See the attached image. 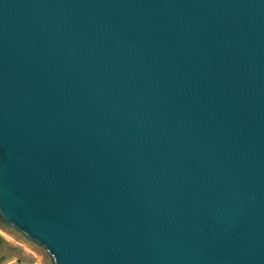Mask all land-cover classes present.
<instances>
[{
    "label": "water",
    "instance_id": "water-1",
    "mask_svg": "<svg viewBox=\"0 0 264 264\" xmlns=\"http://www.w3.org/2000/svg\"><path fill=\"white\" fill-rule=\"evenodd\" d=\"M2 230L37 264H264V0H0Z\"/></svg>",
    "mask_w": 264,
    "mask_h": 264
},
{
    "label": "rangeland",
    "instance_id": "rangeland-1",
    "mask_svg": "<svg viewBox=\"0 0 264 264\" xmlns=\"http://www.w3.org/2000/svg\"><path fill=\"white\" fill-rule=\"evenodd\" d=\"M4 242L0 243V264L18 261L23 264H37L40 262L41 252L13 237L6 230L0 231Z\"/></svg>",
    "mask_w": 264,
    "mask_h": 264
},
{
    "label": "trees",
    "instance_id": "trees-1",
    "mask_svg": "<svg viewBox=\"0 0 264 264\" xmlns=\"http://www.w3.org/2000/svg\"><path fill=\"white\" fill-rule=\"evenodd\" d=\"M4 242L3 236L0 234V243Z\"/></svg>",
    "mask_w": 264,
    "mask_h": 264
}]
</instances>
